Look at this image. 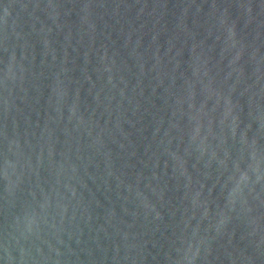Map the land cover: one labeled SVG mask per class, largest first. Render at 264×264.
I'll list each match as a JSON object with an SVG mask.
<instances>
[{
  "label": "water",
  "instance_id": "95a60500",
  "mask_svg": "<svg viewBox=\"0 0 264 264\" xmlns=\"http://www.w3.org/2000/svg\"><path fill=\"white\" fill-rule=\"evenodd\" d=\"M0 264H264V0H0Z\"/></svg>",
  "mask_w": 264,
  "mask_h": 264
}]
</instances>
